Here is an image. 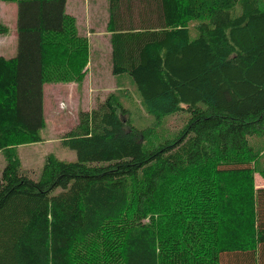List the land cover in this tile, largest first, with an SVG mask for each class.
Segmentation results:
<instances>
[{"label": "trees", "instance_id": "trees-1", "mask_svg": "<svg viewBox=\"0 0 264 264\" xmlns=\"http://www.w3.org/2000/svg\"><path fill=\"white\" fill-rule=\"evenodd\" d=\"M0 1L18 4L17 55L0 56V264H264V0H109L112 74L156 122L190 115L147 148L154 127L112 93L60 138L78 160L49 156L39 179L15 149L42 141L44 86L83 82L90 44L69 0Z\"/></svg>", "mask_w": 264, "mask_h": 264}, {"label": "rangeland", "instance_id": "rangeland-1", "mask_svg": "<svg viewBox=\"0 0 264 264\" xmlns=\"http://www.w3.org/2000/svg\"><path fill=\"white\" fill-rule=\"evenodd\" d=\"M99 11L101 15L104 14L103 6L100 7ZM17 21L18 4L11 1H0V23L5 24L9 28L6 34L0 35V56L12 58L17 55ZM107 30L109 31L108 24ZM102 31L105 32L103 27ZM80 35L89 34L80 33ZM103 36L108 37L109 35ZM102 61H104L100 66L102 71L96 73L97 84L94 85L97 92H95L94 88L88 87L87 89L90 90L88 94L93 99L94 96L98 95L97 98L99 100L107 98L112 93L116 94L120 102L127 109L128 114L126 119L130 121L132 126L139 130L154 127V134L151 137L148 136L147 138L143 137L142 133L139 134L140 141L146 140L148 142L145 143L147 148H151L149 143L153 144L163 136L172 135L183 126L190 115L188 112L181 111L156 122V117L152 116L145 109L133 79L128 75L114 76L110 71H105L104 68L109 67V61L106 58L102 59ZM78 86L80 87L79 97H81L85 92L82 82L75 84L66 82L47 83L44 86V117L46 124L40 132L42 141L15 149L20 159L22 170L34 179L41 177L46 158L49 156L65 162L78 160L76 151L64 146L60 142L63 133L78 124L80 111L83 110V105L78 106L77 99L71 101L69 98V93L73 96L79 93ZM59 95H61L62 102L59 101ZM6 162V153L0 152V168ZM255 184L256 187H264V176L256 174ZM223 262L224 264H229L230 259L226 257Z\"/></svg>", "mask_w": 264, "mask_h": 264}, {"label": "crops", "instance_id": "crops-1", "mask_svg": "<svg viewBox=\"0 0 264 264\" xmlns=\"http://www.w3.org/2000/svg\"><path fill=\"white\" fill-rule=\"evenodd\" d=\"M109 0H69L66 5V11L76 17L79 33H85L89 35H82L88 38L90 43V60L86 68L87 74L85 80L82 82L85 92L81 97L80 87L78 86L79 93L76 95H70L71 101L77 99V104L80 107L83 105V110H91L97 105L99 100L97 96L94 99L91 97L88 87L94 88L97 84L96 76L98 71H102L100 66L106 58L109 67H105V71L112 73V46H111V32L107 30V23L109 20ZM103 6L104 14H100V7ZM102 27L105 32L102 31ZM103 35H109L105 37ZM75 84V83H72ZM95 89V88H94ZM95 92L97 90L95 89ZM61 95L58 96L59 101L62 102ZM5 165V164H4ZM4 165L0 168V173ZM264 188V187H262Z\"/></svg>", "mask_w": 264, "mask_h": 264}]
</instances>
